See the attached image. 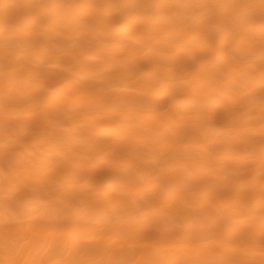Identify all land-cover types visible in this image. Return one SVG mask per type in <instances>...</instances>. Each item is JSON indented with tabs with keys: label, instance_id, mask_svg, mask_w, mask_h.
<instances>
[{
	"label": "bare ground",
	"instance_id": "6f19581e",
	"mask_svg": "<svg viewBox=\"0 0 264 264\" xmlns=\"http://www.w3.org/2000/svg\"><path fill=\"white\" fill-rule=\"evenodd\" d=\"M0 264H264V0H0Z\"/></svg>",
	"mask_w": 264,
	"mask_h": 264
}]
</instances>
